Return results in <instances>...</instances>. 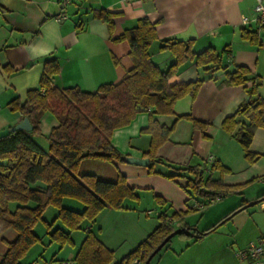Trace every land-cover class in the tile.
I'll use <instances>...</instances> for the list:
<instances>
[{
	"label": "crops",
	"instance_id": "1",
	"mask_svg": "<svg viewBox=\"0 0 264 264\" xmlns=\"http://www.w3.org/2000/svg\"><path fill=\"white\" fill-rule=\"evenodd\" d=\"M255 6L256 0H73L65 7L62 0H0V131L23 120L19 112L11 110L9 103L15 99L24 102L27 91L39 88L44 63L49 60H56L58 64L59 72L51 81L59 90L77 87L95 92L103 84L119 81L132 67L128 56L130 47L126 41L114 42L111 38H118L134 28L142 18L159 21L157 39L149 48V55L163 71L175 61L169 51L160 50L165 40L192 41L194 53L213 48L221 54L222 69L214 73L197 67L193 61L180 65L168 84L202 79L201 87L194 98L187 95L175 103L174 115L155 117L160 125L169 127L176 117L189 115L207 124V129L202 132L194 129L190 121L177 120L169 140L157 152L159 161L153 165L154 174H149V166L128 164L124 159L107 162L110 167L107 177L94 175L111 182L119 174L124 176L138 200L125 199L121 209L105 208L94 221H83L78 230L70 233L71 246H54L47 230L41 237L34 228L40 242L27 252L22 264H74L76 252L88 232L95 234L113 252L111 264H116L158 226V216L162 213L166 216L176 211L185 213L180 226L172 219L170 224L202 231L242 200L254 201L264 192L242 200L238 194L221 197L216 201L219 204L203 212L198 219L189 215L196 210L194 204L203 200L209 202L212 197L192 195L187 188L192 176L183 170L201 166L206 178L209 161L218 159L230 171L221 176L224 185L252 182L248 189L253 188V191L264 185V129L254 132L249 146L251 152L261 156L253 164L247 163L241 146L222 130V122L234 115L242 103L252 99L248 90L255 82L259 83L258 96L264 100V28L252 21ZM101 10L116 14L111 34L107 25L94 16ZM60 13L66 18L57 21ZM243 18H248L245 25ZM245 31L255 33L257 43L244 39ZM237 66L249 70L247 81L243 85L229 86L224 82L225 73ZM43 120L48 127L42 128V132L47 134L54 120L49 114ZM236 120L235 132L245 122L242 117ZM148 122V113L137 114L128 126L113 132V147L124 157L146 158L150 138L140 132ZM39 137H33L34 141L47 149L48 145H41ZM219 177L217 172L212 174L213 179ZM255 181H258L256 186ZM141 192L150 194L144 204ZM62 206L77 212L84 209L82 203L70 198H64ZM57 213L52 207L51 221L44 219V223L54 221ZM210 222L213 223L203 229L200 227ZM52 228L67 230L60 221ZM262 236L264 202L238 212L202 238L173 237L156 255L155 264H260L254 260L239 261L235 252L258 242ZM49 250L51 255L46 257L45 252Z\"/></svg>",
	"mask_w": 264,
	"mask_h": 264
},
{
	"label": "trees",
	"instance_id": "2",
	"mask_svg": "<svg viewBox=\"0 0 264 264\" xmlns=\"http://www.w3.org/2000/svg\"><path fill=\"white\" fill-rule=\"evenodd\" d=\"M94 16L107 25L111 34L116 14L101 10ZM158 23L142 18L134 28L126 30L118 38H111L114 42L126 41L130 47L128 56L132 67L119 81L103 84L95 92H85L77 87L59 90L51 81L52 76L59 72L58 64L56 60H49L44 63L39 88L27 91L24 102L15 99L9 103L11 110L19 112L23 119L28 118L32 130L15 131L0 139V244L4 248L0 264H22L21 260L27 252L40 242L34 228L43 220V213L48 207L58 210L54 221L45 222L49 239L63 247L73 244L70 233L78 230L83 221H94L105 208L121 209L125 199L138 200L134 189L120 174L111 182L94 174L79 173L85 160L123 161L124 156L111 143L112 135L115 130L128 126L137 114H149L148 126L140 132L150 138L148 151L144 154L151 163L149 174H154L153 165L159 161L157 152L169 140L177 120L190 121L194 129L202 132L207 129V124L189 115L176 117L169 127L160 125L155 117L174 115L175 103L187 95L194 98L201 87L202 79L168 84L180 65L193 61L197 67L214 73L222 69L221 54L213 48L194 53L192 41L165 40L160 50L169 51L175 61L163 71L149 55V48L157 39ZM242 36L257 43L255 33L245 31ZM248 75L246 67L237 66L225 73L224 82L229 86L243 85ZM258 87L259 83L255 82L248 90L252 99L242 103L234 115L222 122V130L241 146L249 164L261 157L249 150L254 132L264 129V100L258 96ZM46 114L53 117L54 124L47 134H43L42 121ZM237 117L244 118L245 122L235 132ZM35 136H42L48 141L47 149L34 141ZM207 169L209 174L206 178L201 166L183 169L192 176L187 183L192 195L224 197L240 194L250 183L224 185L221 176L230 171L218 159L213 160ZM215 172L220 175L217 179L212 178ZM64 198L82 203L84 209L77 212L64 208ZM254 201L257 204L264 202V192L257 195ZM248 203L242 200L237 207L202 231L182 225L176 228L170 224L172 219L180 226L185 213L176 211L171 216L162 213L158 216V226L116 264H134L135 260L144 264L155 248L176 229H189L194 238H202L242 211ZM56 221H60L67 230L53 229ZM9 234H13V237L9 236L12 239L7 237ZM176 236L184 237V234ZM112 262L113 252L95 234L88 232L76 252L74 264Z\"/></svg>",
	"mask_w": 264,
	"mask_h": 264
},
{
	"label": "rangeland",
	"instance_id": "3",
	"mask_svg": "<svg viewBox=\"0 0 264 264\" xmlns=\"http://www.w3.org/2000/svg\"><path fill=\"white\" fill-rule=\"evenodd\" d=\"M48 127V124H47V121L46 120H43L42 121V128L43 129H46ZM39 139V141H40V143H41V145H43L44 147H47V145H48V141L44 138V137H42L41 138V136L38 138ZM211 164V163H210ZM108 168H110L108 165H107V162H103V161H96V160H85V161H83L82 163H81V166H80V169H79V173L81 174V173H87V174H94V173H98L97 175H99V177H107L106 176V173H108ZM208 170V169H207ZM100 179H102V180H104V179H107V178H100ZM107 181V180H106ZM259 181V180H258ZM258 181H255L253 184H254V186H256L257 185V182ZM252 184V182H250L248 185H247V187L245 188V190H243L240 194H234L235 196L237 195V197H239V199L240 200H242V199H244V198H246V199H248V198H250L251 196H255L257 193H260V192H262V191H264V185H262V186H260L259 188H257L255 191H253L252 189H248V187L250 186ZM259 186V185H258ZM260 191V192H259ZM146 193V192H145ZM141 196H142V200H143V204H144V200H149L150 199V197H149V193H148V195H145L144 194V192H141ZM152 196V195H151ZM231 196H233V194L232 195H227V196H225L224 198H230ZM156 199V198H155ZM157 201V200H156ZM208 202V201H207ZM206 201H201L200 203H202V204H205V207L202 209V210H195V211H193V212H190V216H196V218H198V219H200V216H201V214L203 213V212H205L206 210H208L209 208H211V207H213V206H215V205H217V204H219V202H214V203H211V204H208ZM50 209H52V207H48L45 211H44V213H43V220L42 221H39L36 225H35V231H36V233L39 235V236H43L44 235V233H45V231H46V227H45V223H44V221L45 220H47L48 222L49 221H51V215H50ZM45 219V220H44ZM215 220L216 219H218V218H214ZM46 221V222H47ZM202 222V221H201ZM213 222H214V220H213ZM213 222H210L209 224H201V226L200 227H202V229L204 228V227H206V226H208V225H210L211 223H213ZM200 225V224H199ZM13 237V234L11 235V234H9V235H7V237L9 238V239H12V238H10V237ZM53 244L55 243V242H52ZM54 246H60L58 243H55V245ZM65 246H68V245H65ZM3 252H4V248H3V246H2V244H0V256L3 254ZM50 255H51V250H49V252H45V256L46 257H50ZM158 255V254H157ZM156 258H157V256L156 257H154L152 260H151V262H150V264H155V262H156Z\"/></svg>",
	"mask_w": 264,
	"mask_h": 264
},
{
	"label": "built area",
	"instance_id": "4",
	"mask_svg": "<svg viewBox=\"0 0 264 264\" xmlns=\"http://www.w3.org/2000/svg\"><path fill=\"white\" fill-rule=\"evenodd\" d=\"M73 0H62V5L65 7L70 4ZM66 18L65 14L60 13L57 15L56 20H64ZM252 21L259 27L264 28V0H256V6L254 9V17ZM248 23V18L242 19V24L245 25ZM210 163L212 160L209 161ZM221 199L220 196H214L209 199L208 203H214ZM205 207V204L196 202L193 206L196 210H202ZM235 256L239 261L254 260L260 264H264V236L256 243H250L245 248L238 249L235 252ZM62 264H71V262H63ZM134 264H140L137 260L134 261Z\"/></svg>",
	"mask_w": 264,
	"mask_h": 264
},
{
	"label": "water",
	"instance_id": "5",
	"mask_svg": "<svg viewBox=\"0 0 264 264\" xmlns=\"http://www.w3.org/2000/svg\"><path fill=\"white\" fill-rule=\"evenodd\" d=\"M32 130V126L28 120V118H24L20 123L17 125L0 131V139L7 137L10 133L15 131H25L30 132ZM124 161L128 164L133 165H139V166H145L148 167L151 165L148 158H134V157H124ZM257 205L256 201L250 202L247 205H245L242 210H245L247 208L253 207ZM184 234L186 236L194 237V234L191 232V230L186 229H176L171 234H169L156 248L155 250L150 254V256L147 258V260L144 262V264H150L151 260L156 256L157 253L168 243L173 237H175L178 234Z\"/></svg>",
	"mask_w": 264,
	"mask_h": 264
}]
</instances>
